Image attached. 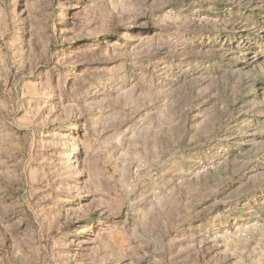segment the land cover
<instances>
[{
  "label": "rangeland",
  "instance_id": "rangeland-1",
  "mask_svg": "<svg viewBox=\"0 0 264 264\" xmlns=\"http://www.w3.org/2000/svg\"><path fill=\"white\" fill-rule=\"evenodd\" d=\"M0 264H264V0H0Z\"/></svg>",
  "mask_w": 264,
  "mask_h": 264
}]
</instances>
